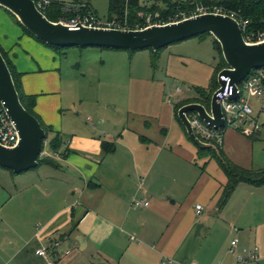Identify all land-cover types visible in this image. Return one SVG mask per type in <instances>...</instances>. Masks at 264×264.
I'll return each mask as SVG.
<instances>
[{
	"label": "crops",
	"instance_id": "1",
	"mask_svg": "<svg viewBox=\"0 0 264 264\" xmlns=\"http://www.w3.org/2000/svg\"><path fill=\"white\" fill-rule=\"evenodd\" d=\"M0 47L22 74L24 93L36 96L35 112L52 130V140H61L55 157L52 151L44 155L56 166L19 175L0 167V264H47L36 255L41 248L54 249L55 264H264V186L240 184L220 210L227 177L216 159L200 156L183 135L171 137L170 129L178 127L186 135L174 118L170 125L162 118L128 125L117 120L109 122L111 130L99 120L68 132L60 116L50 113L66 100L68 56L27 35L1 7ZM112 71L120 76L119 69ZM98 98V105L111 103ZM231 133L224 134L227 157L259 169L254 157L241 163L230 150L262 133L253 141ZM103 142L114 143V151L107 153ZM134 200L149 205L137 208ZM255 247L261 248L258 261L239 262Z\"/></svg>",
	"mask_w": 264,
	"mask_h": 264
},
{
	"label": "rangeland",
	"instance_id": "2",
	"mask_svg": "<svg viewBox=\"0 0 264 264\" xmlns=\"http://www.w3.org/2000/svg\"><path fill=\"white\" fill-rule=\"evenodd\" d=\"M50 1L55 4L65 2L67 5L78 1L91 3L98 18H109V0ZM56 49L62 55L58 56H68L67 60H63V95L66 100H63L59 110L55 113L51 110L50 113L54 117L60 116L68 132L74 131L81 123L91 126L99 120H104L105 124L118 120L125 125L142 117L162 118L167 125H170L172 118L179 122V111L176 108L184 101L194 99L207 108L210 107L211 99L219 86L218 75L227 68L214 48L212 36L176 43L158 54L152 49L133 53L92 47ZM113 69H119L120 76H116V72L111 74ZM98 97L103 98V103L109 100L111 103L106 106L98 105ZM252 104L258 114L263 106L255 98L252 99ZM259 122L264 125V112L260 115ZM107 125L109 130L113 129L111 123ZM178 128L176 132L168 128L171 137L174 135L176 139L183 135L185 144L196 149L181 128ZM231 132L236 131L226 129V137ZM53 137L50 134L44 142L45 155L52 154L50 143ZM62 138L66 140L67 134L63 133ZM230 154L241 163L252 156L255 161L253 167L264 169V130L262 136L254 142L250 141L249 145H234ZM197 163L204 165L199 159Z\"/></svg>",
	"mask_w": 264,
	"mask_h": 264
},
{
	"label": "water",
	"instance_id": "3",
	"mask_svg": "<svg viewBox=\"0 0 264 264\" xmlns=\"http://www.w3.org/2000/svg\"><path fill=\"white\" fill-rule=\"evenodd\" d=\"M0 7L15 16L32 35L55 48H104L136 52L152 49L158 52L170 45L205 34L211 35L221 46L227 68L220 72L218 81L224 89L221 76L230 78L231 85L242 83L254 70L264 68V41L250 44L244 40L239 23L230 17L208 13L188 18L178 23L152 26L144 30L89 29L72 30L65 24L50 21L40 12L34 0H0ZM214 93L210 107L190 103L179 109L178 117L189 139L201 150L218 148L201 142L191 127L189 113H197L211 128L224 127L221 106ZM236 96L231 98L235 100ZM0 100L4 103L11 120L16 124L19 141L12 147L0 145V167L16 175L39 167L43 145L48 138L40 122L23 106L9 66L0 51Z\"/></svg>",
	"mask_w": 264,
	"mask_h": 264
},
{
	"label": "built area",
	"instance_id": "4",
	"mask_svg": "<svg viewBox=\"0 0 264 264\" xmlns=\"http://www.w3.org/2000/svg\"><path fill=\"white\" fill-rule=\"evenodd\" d=\"M34 2L37 9L43 14L53 5V2L50 0H36ZM141 4L146 10L139 11L134 22H130L131 17L128 12L121 19L115 17L113 19L101 20L87 3L65 4L62 8L64 16L61 17L59 22L72 30L86 27L89 29L102 28L128 31L144 30L152 26L178 23L188 18L214 13L235 19L239 23L244 40L247 43L254 44L264 41V34L255 35L246 32L248 21H243L235 12H227L221 7L195 5V8L191 10L162 15L159 11H150L152 7L150 0H142ZM84 9H87L86 12H83ZM220 80L225 83V86L222 91H218L221 88L220 85L218 86L216 102L221 106L225 125L220 129L211 128L197 113H189L188 118L196 137L205 144L222 147L226 129L230 128L248 138L261 134L264 130V125H261L259 122V118L253 108L252 99H257L263 106L259 112L261 115L264 112V68L254 70L236 87L231 85V80L228 77L221 76ZM177 90L180 91L179 88ZM235 96L236 99L231 100ZM18 141L19 136L16 124L11 120L4 103L0 100V145L12 148ZM44 155L43 152L42 156ZM53 155L55 156V153ZM148 205L149 203L143 200H134L133 202V206L137 208H144ZM196 209L198 214L202 212L201 206H197ZM237 244V240L232 241L231 246L233 250L237 247ZM36 255L43 258L47 264H55L51 261V257L54 255L53 248H41L36 251ZM260 257L261 248L255 247L252 250H245L243 255L239 257V262L258 261Z\"/></svg>",
	"mask_w": 264,
	"mask_h": 264
},
{
	"label": "trees",
	"instance_id": "5",
	"mask_svg": "<svg viewBox=\"0 0 264 264\" xmlns=\"http://www.w3.org/2000/svg\"><path fill=\"white\" fill-rule=\"evenodd\" d=\"M109 1H110V7H109L108 19H113L115 17H119V19H121L128 12V14L131 17L130 22H134L137 18V13L139 11L146 10V8L142 7L141 4L142 0H109ZM150 2L152 6L150 11L152 12L159 11L162 15L173 14V13L175 14V13H179L180 11L183 12V11L191 10L195 8V5L221 7L225 9V11L227 12H235L243 21H248L247 29H246V32L248 34L249 33L255 35L264 34V0H150ZM64 5H65L64 3H57V4L53 3V5L50 8H48L47 11L44 13L45 16L52 22H59L61 17L64 16L62 11ZM86 10L87 9H84L83 12H86ZM5 11L13 18L16 24L19 27H21L27 35L43 43L41 40H39L34 35H32L28 30H26L18 22V20L15 18L13 14H11L7 10ZM207 36H211V35L205 34L199 37L205 38ZM50 48L56 49L55 47H50ZM214 48L218 52L223 64L227 65L223 58L221 46L215 39H214ZM0 51L9 66V69L11 71L16 88L20 96V100L24 108L40 122L42 128L49 136L52 133V130L44 124L42 119L35 112L36 96H30V95L28 96L24 93L21 82L22 74L17 72L8 54L1 47H0ZM161 51L162 50L156 52V54L161 53ZM190 103H200V102L194 99L184 101L183 103L177 106L176 111H179L181 107ZM179 122L186 132V129L180 120ZM254 138H256V136L251 137L250 139L253 141ZM60 147H61V140L59 136L56 135L55 138L51 140L50 143L51 151L53 153H58ZM103 147L107 153H111L115 149V144L103 142ZM217 148H218V153L215 152L214 150H201L199 148L198 151L200 153V156L204 158L216 159L219 166L221 167V169L223 170V172L227 177V184L223 188L222 195L218 201V208L221 210L227 205L234 191L240 184H249L255 187L264 186V169H246L244 167H241L236 163L232 162L227 157V155L222 150V147H217ZM43 151H44V145H43ZM43 164L56 166V162L52 159H49V157H42V158L40 157L39 166Z\"/></svg>",
	"mask_w": 264,
	"mask_h": 264
}]
</instances>
